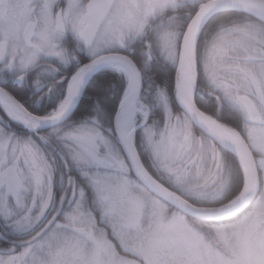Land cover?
I'll return each mask as SVG.
<instances>
[{"label": "snow or ice", "instance_id": "1", "mask_svg": "<svg viewBox=\"0 0 264 264\" xmlns=\"http://www.w3.org/2000/svg\"><path fill=\"white\" fill-rule=\"evenodd\" d=\"M161 61L174 67L175 99L189 111L202 81L246 109L237 190L255 208L243 219L233 216L239 205L201 212L178 198L208 194L198 187L203 150L150 75ZM104 67L124 80L114 125L69 122ZM58 85L50 111L33 107ZM98 89L105 94V82ZM259 105L264 0H0V264H264Z\"/></svg>", "mask_w": 264, "mask_h": 264}, {"label": "clouds", "instance_id": "2", "mask_svg": "<svg viewBox=\"0 0 264 264\" xmlns=\"http://www.w3.org/2000/svg\"><path fill=\"white\" fill-rule=\"evenodd\" d=\"M80 2L83 3L84 0H80ZM214 26L215 24L210 27ZM242 94L244 93H236V95ZM176 102L179 105L176 116L187 120V126L193 132L197 147L203 150L202 155L198 154L197 168L202 173L198 187L201 191L208 193L203 197L178 198L184 199L185 204H190L191 209L201 212H220L239 205L233 216H239L240 219L248 216L255 208V202L249 200L240 204L246 193L242 188L237 190L241 183L242 168L239 155L235 151L237 144L244 143L247 127L250 126H246V109L235 99L226 103L222 94L217 96L214 91H209L206 81H202L189 94L188 103L191 105V111L180 105L178 101ZM209 108L210 111H205ZM257 110H264V105L257 106ZM175 122L174 118L173 123ZM255 123H264V121ZM226 134H232L233 138H224ZM193 159L196 160L197 157H193ZM157 175L164 183H169L166 176H161L159 172ZM261 178L264 179V172L261 173ZM173 195L176 193L174 192ZM45 198L47 199L46 194ZM229 219H233V217H229ZM195 220L197 224L207 223V219L204 217H197ZM233 222H235L234 219Z\"/></svg>", "mask_w": 264, "mask_h": 264}, {"label": "trees", "instance_id": "3", "mask_svg": "<svg viewBox=\"0 0 264 264\" xmlns=\"http://www.w3.org/2000/svg\"><path fill=\"white\" fill-rule=\"evenodd\" d=\"M133 47L135 48L136 46ZM125 54L127 53L125 52ZM80 59L82 63H86L89 60L83 55L80 56ZM174 72V67L161 61L153 63V71L150 73V75H152L153 79L156 80L157 84L165 89L169 96L170 107L173 111H176L179 110V105L175 100ZM101 81L105 82L106 92L103 95L94 96L93 94L99 91L98 85ZM144 87H147V84L142 86V94ZM123 90L124 80L122 75L110 70L99 71L87 85L82 99L69 122L96 116L105 128H111L112 119L121 100ZM62 96L63 91L58 85L57 91L54 95L48 97V101L46 98H44L43 102L33 105V107L41 111H50L52 107L58 103L59 98H62ZM45 105H47V107H45ZM96 105H99V112L95 111ZM209 107H211V105H209ZM162 116L163 114L160 109L157 108L154 110V119L162 120ZM137 142H139V130L137 131Z\"/></svg>", "mask_w": 264, "mask_h": 264}, {"label": "flooded vegetation", "instance_id": "4", "mask_svg": "<svg viewBox=\"0 0 264 264\" xmlns=\"http://www.w3.org/2000/svg\"><path fill=\"white\" fill-rule=\"evenodd\" d=\"M125 54V53H124ZM81 55H83L85 58H88V59H90L89 57H88V54H86V53H80V56ZM71 67V66H70ZM58 87V86H57ZM57 91V89L55 90V92ZM51 95H53V94H49V95H47V96H45V97H42L41 98V100H40V102H43L44 101V98H46L47 99V101H48V97L49 96H51ZM40 102L39 103H36V104H34V105H37V104H40ZM72 117V116H71ZM70 117V118H71ZM70 118H69V120H70ZM113 120V119H112ZM111 127H112V123H111ZM114 138H111L112 139V141L116 144V142H117V140H116V137L115 136H113ZM72 175H73V177L75 178V179H77V180H79L80 179V177H79V174L75 171V170H73V172L71 173ZM60 190H61V185L59 184V183H57L56 185H55V187H54V191L57 193V194H59L60 193Z\"/></svg>", "mask_w": 264, "mask_h": 264}, {"label": "water", "instance_id": "5", "mask_svg": "<svg viewBox=\"0 0 264 264\" xmlns=\"http://www.w3.org/2000/svg\"><path fill=\"white\" fill-rule=\"evenodd\" d=\"M88 63V62H87ZM102 68H100V69H98L96 72H94V73H92L91 75H90V77L88 78V81H87V83L85 84V86H84V89H83V91L81 92V95H80V97L77 99V101H76V103H75V106L73 107V109H72V113L70 114V116H69V118L73 115V113L76 111V109H77V107H78V105H79V103H80V101H81V99H82V96H83V94H84V92H85V89H86V87H87V85L89 84V82L91 81V79L101 70ZM174 78H175V72H174ZM119 104H120V102H119ZM119 104H118V106H117V109H116V112H115V114H114V117H115V115H116V113H117V111H118V107H119ZM114 117H113V120H112V126L114 125ZM68 118V119H69ZM116 140H117V138H116Z\"/></svg>", "mask_w": 264, "mask_h": 264}, {"label": "bare ground", "instance_id": "6", "mask_svg": "<svg viewBox=\"0 0 264 264\" xmlns=\"http://www.w3.org/2000/svg\"><path fill=\"white\" fill-rule=\"evenodd\" d=\"M106 69H108V70H111V71H113V72H116L115 70H113V69H111V68H107V67H105ZM117 73V72H116Z\"/></svg>", "mask_w": 264, "mask_h": 264}, {"label": "rangeland", "instance_id": "7", "mask_svg": "<svg viewBox=\"0 0 264 264\" xmlns=\"http://www.w3.org/2000/svg\"><path fill=\"white\" fill-rule=\"evenodd\" d=\"M88 57L90 58V56L88 55ZM104 69H106V68H104ZM114 143V142H113ZM115 144V143H114Z\"/></svg>", "mask_w": 264, "mask_h": 264}]
</instances>
